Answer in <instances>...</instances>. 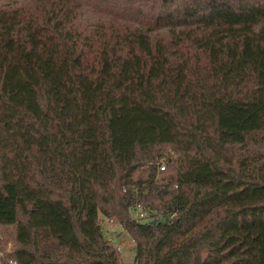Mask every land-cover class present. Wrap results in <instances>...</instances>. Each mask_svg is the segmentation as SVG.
Wrapping results in <instances>:
<instances>
[{"label":"trees","instance_id":"1","mask_svg":"<svg viewBox=\"0 0 264 264\" xmlns=\"http://www.w3.org/2000/svg\"><path fill=\"white\" fill-rule=\"evenodd\" d=\"M9 242L16 264H264V0H0Z\"/></svg>","mask_w":264,"mask_h":264},{"label":"rangeland","instance_id":"2","mask_svg":"<svg viewBox=\"0 0 264 264\" xmlns=\"http://www.w3.org/2000/svg\"><path fill=\"white\" fill-rule=\"evenodd\" d=\"M165 151L167 152V149H165ZM136 210L137 209H134L133 206L129 208V216L131 219L135 220L137 218L135 217ZM138 212L143 215L137 219L138 221H148L150 219V215L154 214V212L152 213L147 209H144L142 205L140 206ZM156 214L158 218H160L161 216H164L163 218L168 217L166 215H163L160 211H158ZM99 223L104 239L109 241L113 246L119 260L124 263H132L135 260L136 256L135 242L128 234L124 226L113 217L109 218L103 216L102 214H99Z\"/></svg>","mask_w":264,"mask_h":264},{"label":"built area","instance_id":"3","mask_svg":"<svg viewBox=\"0 0 264 264\" xmlns=\"http://www.w3.org/2000/svg\"><path fill=\"white\" fill-rule=\"evenodd\" d=\"M156 164H157L158 171L163 170L164 167H165V164L162 161H159ZM140 206H141V204L138 201H136L134 203V205H133L134 209H137L136 210V216H135V217H137L135 219L136 221H138L137 219L140 216H143L142 214H140L138 212V210L140 209ZM175 214H176V212L170 213L169 214L170 218H172L173 216H175ZM10 247H11L10 242L7 243L6 247L0 245V264H16V260L8 255L9 254V251H10Z\"/></svg>","mask_w":264,"mask_h":264},{"label":"water","instance_id":"4","mask_svg":"<svg viewBox=\"0 0 264 264\" xmlns=\"http://www.w3.org/2000/svg\"><path fill=\"white\" fill-rule=\"evenodd\" d=\"M152 223H155V220H153Z\"/></svg>","mask_w":264,"mask_h":264}]
</instances>
